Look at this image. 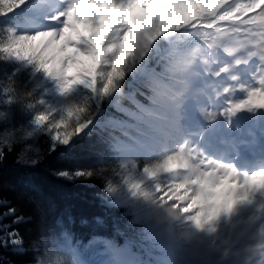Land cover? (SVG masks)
<instances>
[{
	"label": "snow or ice",
	"instance_id": "snow-or-ice-1",
	"mask_svg": "<svg viewBox=\"0 0 264 264\" xmlns=\"http://www.w3.org/2000/svg\"><path fill=\"white\" fill-rule=\"evenodd\" d=\"M150 2L144 0L141 7L145 15L134 24L128 17L137 0H0V17L22 14L17 16L15 25L0 26V60L15 65L14 71L0 80V164L7 161L22 137L31 138L36 129L48 132L55 148L67 146L91 123L85 119L72 124L71 120L81 110L68 107L59 118L54 112L39 111L27 130L18 129L16 124L21 115L14 105L20 103L22 92L41 86L37 80L54 82L65 96L78 85L106 96L123 80L124 65L137 55L143 58L153 44H157L160 55L168 58L172 68V72H165L153 82L154 102L169 129L176 136L182 135V121L187 118L184 100L190 89L183 73L196 53L188 42L172 46L165 38L198 30L244 34L246 42L239 46H250L253 50L249 59L256 61L254 69L246 74L248 82L232 77L233 84L225 89V106L199 113L202 127L195 133V139L186 138L164 154L163 163L157 161L144 169L150 176L160 171L171 172L172 162L178 161L177 166L183 169L178 174L185 178L174 181L168 188H158L159 194H168L160 195L161 199L167 202L170 199L173 209L189 214L199 224H210L235 203L264 196V0H199V6L190 14L179 12L186 6V0H161L154 9L148 8ZM105 4L117 11L114 23L104 35H98L101 14L86 10ZM174 7L181 18H170ZM108 16L111 18L112 13ZM84 20L91 24V36L85 37L77 30V24ZM81 57L91 61V65L76 76H69V69L79 65ZM21 68L27 70L25 80L18 78ZM139 103V98L126 99L122 104L128 112L117 113L131 120ZM252 123L256 126L252 127ZM122 135L131 133L125 131ZM225 143L235 152L234 158L217 160L208 157L201 148L205 144L211 150ZM14 186L10 178L0 177V203L6 200L3 190L11 191ZM15 211L14 207L9 208L8 218L0 220V264H46L33 251L35 245L26 242L20 228L13 226L24 219L22 215L15 216ZM250 251L264 264V230Z\"/></svg>",
	"mask_w": 264,
	"mask_h": 264
},
{
	"label": "trees",
	"instance_id": "trees-1",
	"mask_svg": "<svg viewBox=\"0 0 264 264\" xmlns=\"http://www.w3.org/2000/svg\"><path fill=\"white\" fill-rule=\"evenodd\" d=\"M17 16L18 13L0 17V26L15 25ZM171 18L179 19L178 13L175 12ZM92 34L88 29L81 33L85 37ZM171 37L172 46L188 42L186 31ZM160 52L157 44H153L151 51L144 55V64L124 75L120 81L121 87L134 91L130 97L126 95L109 102H99L96 94L79 85L64 98L52 97L60 102H76V107L81 109L78 122L92 119L96 125L86 127L67 146L56 145L54 150H50V135L39 129L31 139L36 150L33 165L21 162L23 145L20 143L15 144L7 161L0 164V177L10 178L15 185L11 191L3 190L2 195H6V200L0 203V220H6L8 209L14 207L15 216L22 215L24 219L13 226L20 228L26 242L35 245L33 251L46 264H49L47 260L51 256L65 257L73 245L95 258L99 255V244L103 239L109 241L110 245H120L124 239H128L147 254L154 251L149 245L154 243L144 221L134 219L136 212L124 203L105 202L104 199L112 181L113 169L122 156V152L115 150L114 144L125 138L123 130L143 127L145 120L137 110L133 120L121 118L117 112L122 111L118 107L128 111L122 101L133 98H139L138 106L146 108L152 105L155 97L153 82L165 72H172L168 58L161 56ZM12 66L15 65L0 60V80L5 78L6 73L14 71ZM142 66L148 67L149 74L139 80ZM26 71L21 68L18 78L27 79ZM53 83L37 80L40 87L21 93L20 103L14 105L21 115L17 128L30 124L37 112L46 111L47 105L42 101V96ZM50 104L53 102L50 101ZM78 172L84 174L77 175ZM59 174L63 176L58 177ZM170 256L175 257L176 253L171 251Z\"/></svg>",
	"mask_w": 264,
	"mask_h": 264
},
{
	"label": "rangeland",
	"instance_id": "rangeland-1",
	"mask_svg": "<svg viewBox=\"0 0 264 264\" xmlns=\"http://www.w3.org/2000/svg\"><path fill=\"white\" fill-rule=\"evenodd\" d=\"M160 2L161 0H151V2L148 3V8L154 9ZM139 3L142 5L144 0H137V3L133 6V10L129 12L128 18L130 22L134 24H137L139 20L143 18L142 15H145V13L141 14L138 10ZM198 6L199 0H186V6L179 9V12L190 14L195 11ZM86 11H98L101 14V27L96 30V32L99 35H104L107 29L114 23L117 10L109 9L105 4L98 9L93 8ZM174 11L178 10L174 7L173 13ZM109 12L112 13L111 18L108 16ZM85 29L93 31L90 22L87 20L77 24V30L80 34ZM219 33L221 32L203 33V30L195 31V35L202 40L198 43L197 48L200 45L203 50H206L209 54V59L208 61L202 60L199 55H197L192 64L183 73V78L187 80L190 85L189 92L186 93L184 105L193 110V119L200 123L201 118L199 113L206 109V107L204 99L201 98L194 89L196 85H198V79L194 74L195 70L199 68L207 73L210 83H214L213 85L216 89L217 98L225 105L227 99L225 89L233 84L232 77L235 76L242 82L247 83L248 81L245 80L247 79L246 74L254 69L252 60L249 59V53L252 51V48L250 46L247 48L239 46V44L246 42L247 38L245 35L233 34L230 32L219 35ZM238 36L242 38H237ZM217 46L225 51L226 57H223V54H220L219 57L220 49H216ZM79 59L81 63L69 69V76H76L78 72L83 71L91 65V61L85 60L84 58ZM141 59V55H137L135 58L129 60L128 63L124 65V73L131 67L138 65ZM237 61L241 62L239 64L241 71H236L234 69V65L237 64ZM224 69L227 71L224 72ZM119 89L118 86L114 92H110L106 96L96 94L97 99L99 102L108 100ZM42 97V101L47 105L46 111L54 112L56 118L64 115L65 109L68 107L77 108L75 105L76 102L74 103L73 101L67 100L60 102V100L52 99V97H65V95L59 93L55 83L44 90ZM50 101H52L53 104H50ZM79 113L81 114V111L71 120L72 124L78 122ZM158 113H160V111L157 107L149 108L144 112L145 116L151 120L147 125H154V128H148V131L150 130L157 133V137L160 138L163 145H149V143H152L149 140L147 141L148 143L145 141L138 142L139 140L137 137L132 136L131 139L136 143L138 142L139 148H137L135 154L124 156L119 163L116 169L117 177L116 179L114 178L115 181H113L107 189L108 197L116 200L125 195V193L133 196L130 204L135 205L138 209H144V216L147 218V224L151 229L152 235L160 239L165 249L175 247L177 251H179L180 256L177 259V263L173 262L172 264H262L260 258L255 257V254L250 251V248L257 242L263 229L260 225H254L252 220L249 219L248 216H245V212L243 211L246 202L244 205L241 204L242 207L238 205L236 213L232 212V214L231 210L230 213H228V211L221 212L210 224L201 225L189 214L173 209L169 204L171 203L170 199H168V202L161 199L160 195L167 197L168 194H159L157 191L158 188H168L174 181L178 182V180H183L185 177L178 174L179 171L183 170L177 166L179 164L178 161L172 162L171 172L160 171L150 176L144 171L146 166L151 167L156 164L157 161H162V159H164V154L166 153L164 143L172 144V136L167 130L168 126L163 117L162 119L157 118ZM248 119L251 123V118ZM30 126L31 123L22 128L27 130ZM38 130L39 129L35 130L31 138L25 139L22 137L21 141L18 142L23 145L20 160L24 164L30 165L35 163L36 150L32 146L31 139ZM50 138L53 144L51 135ZM122 143L123 142L119 143L117 148L125 151L128 147H123ZM50 149H53V145L50 146ZM149 149H152V152L149 151ZM147 152H149V155H147ZM142 157H145L146 161H141ZM145 163L148 164L145 165ZM174 172L176 173V177L172 176ZM133 185H139V187H133ZM181 194H183V189H181ZM126 198H128V196H126ZM180 203H183V201ZM192 211H195V209ZM248 253L251 257L247 255ZM124 258L127 259L128 264L129 261L132 264H137V257L131 255V253L125 249L115 250L106 259V264H125ZM182 258H185V260L183 261ZM48 262L50 264H55L56 262L63 264H80L73 254L71 257L67 258V260L52 256L48 258Z\"/></svg>",
	"mask_w": 264,
	"mask_h": 264
},
{
	"label": "bare ground",
	"instance_id": "bare-ground-1",
	"mask_svg": "<svg viewBox=\"0 0 264 264\" xmlns=\"http://www.w3.org/2000/svg\"><path fill=\"white\" fill-rule=\"evenodd\" d=\"M142 5H141V3H139V7H138V10L140 11V13L141 14H143L144 12L142 11V7H141ZM142 17H143V15H142ZM256 63V61L254 60V64ZM204 87H207V85L206 86H204ZM208 105H209V108H214V109H220V108H216V107H214L213 105H212V103L209 101L208 102ZM185 110H186V108H185ZM160 116H162L161 114H159ZM187 119H188V116H187ZM194 125H195V127H197L199 130H200V128L202 127V125L201 124H197V123H194ZM256 126V125H255ZM254 126V127H255ZM167 130H169V132H170V135L172 136V138H171V140H172V144H167L166 143V145L169 147V148H171V149H175L179 144H181V143H183L184 142V140H185V137H184V135H183V133H182V135H180V136H176L170 129H169V127L167 128ZM123 144V147H128L129 146V144L128 143H126V142H123L122 143ZM233 151V150H232ZM146 157V156H145ZM145 157H142L141 158V161H146V159H145ZM163 160L164 159H162V161H160V162H163ZM148 163H145V165H147ZM175 168V167H174ZM175 172H178V171H175ZM174 172V174L172 175L173 177H176V173ZM180 172V171H179ZM178 178V177H177ZM173 184V183H172ZM171 184V185H172ZM244 203L245 202H237V203H235L233 206H232V208H231V212H233V213H236V210L238 209V205L240 206V207H242V205H244ZM242 204V205H241ZM263 204H264V201H263ZM245 208H247V209H249V212L251 211V209L252 208H255L256 210H263V208L261 207V206H258L257 205V202H253V201H251V202H249V204H246L245 205ZM228 213H230V211H228ZM232 213V214H233ZM263 230H264V227H263Z\"/></svg>",
	"mask_w": 264,
	"mask_h": 264
}]
</instances>
